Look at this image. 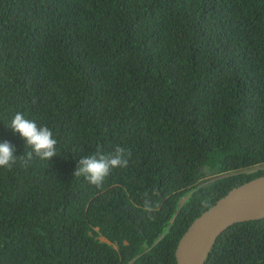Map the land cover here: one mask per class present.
<instances>
[{"label":"trees","instance_id":"16d2710c","mask_svg":"<svg viewBox=\"0 0 264 264\" xmlns=\"http://www.w3.org/2000/svg\"><path fill=\"white\" fill-rule=\"evenodd\" d=\"M16 112L58 155L0 168V264H176L193 220L264 175V0H0V142L23 156ZM98 146L132 153L102 188L74 177ZM206 264H264V218Z\"/></svg>","mask_w":264,"mask_h":264},{"label":"water","instance_id":"95a60500","mask_svg":"<svg viewBox=\"0 0 264 264\" xmlns=\"http://www.w3.org/2000/svg\"><path fill=\"white\" fill-rule=\"evenodd\" d=\"M201 169H205L204 165ZM261 218H264V175L233 187L193 220L176 247V264H206L218 237L226 229Z\"/></svg>","mask_w":264,"mask_h":264},{"label":"clouds","instance_id":"9594fccd","mask_svg":"<svg viewBox=\"0 0 264 264\" xmlns=\"http://www.w3.org/2000/svg\"><path fill=\"white\" fill-rule=\"evenodd\" d=\"M33 102L35 103V100ZM9 126L25 139L29 151L23 156H17L14 144L9 141L0 142V168L11 169L20 158H22L23 166L27 167L34 159L47 162L58 155V140L53 130L47 125H40L35 120L26 118L22 112H16ZM131 155V151L125 147L116 146L112 152L105 153L98 146L95 153L82 157L78 161L74 177H82L89 184L102 188L106 178L114 169L128 167ZM151 208L152 205L147 204L144 210L149 211Z\"/></svg>","mask_w":264,"mask_h":264},{"label":"rangeland","instance_id":"374dc122","mask_svg":"<svg viewBox=\"0 0 264 264\" xmlns=\"http://www.w3.org/2000/svg\"><path fill=\"white\" fill-rule=\"evenodd\" d=\"M208 178V177H206ZM187 197H184L183 200L181 201V204L186 200Z\"/></svg>","mask_w":264,"mask_h":264}]
</instances>
